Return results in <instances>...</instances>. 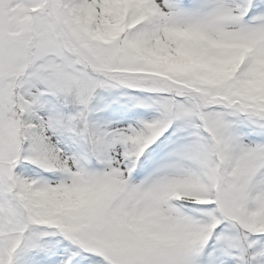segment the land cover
Masks as SVG:
<instances>
[{
    "label": "snow or ice",
    "instance_id": "6c2138e0",
    "mask_svg": "<svg viewBox=\"0 0 264 264\" xmlns=\"http://www.w3.org/2000/svg\"><path fill=\"white\" fill-rule=\"evenodd\" d=\"M0 264H264V0H0Z\"/></svg>",
    "mask_w": 264,
    "mask_h": 264
}]
</instances>
